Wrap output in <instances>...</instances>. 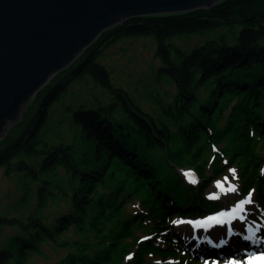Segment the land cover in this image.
Masks as SVG:
<instances>
[{"label":"trees","instance_id":"1","mask_svg":"<svg viewBox=\"0 0 264 264\" xmlns=\"http://www.w3.org/2000/svg\"><path fill=\"white\" fill-rule=\"evenodd\" d=\"M188 34L210 37L190 51L173 42ZM135 36L155 38L156 57L163 62L159 75L176 86L172 102L158 100L167 119L145 112L126 90L115 87L109 70L99 61L116 41ZM86 76L109 89L113 101L75 110L78 142L51 145L41 135L51 107L71 84ZM205 88H210L209 94L201 99L200 90ZM226 117L229 121L223 127L221 120ZM230 133L241 142L236 140L214 152L213 147ZM207 145L212 147L211 164L210 156L204 158ZM159 152H167L175 167L197 168L199 186L183 183L199 200L171 194L167 172L152 158ZM25 157L35 161L30 163ZM225 159L238 166L244 192L256 185L264 196V0H224L212 8L138 16L109 28L37 93L20 123L0 142V168L6 166L8 171L18 170L40 181L37 206L26 221L0 214V226L20 224L24 231L22 237L0 247V264H35L32 256L49 241L71 250L55 264H111L113 253L127 249L121 248L126 238L133 236L136 242L138 229L164 231L174 212L195 215L218 208L219 203L206 200L203 194L214 176L227 171ZM59 169L68 178L56 185ZM125 176L145 189L149 217L120 207L132 199L125 192ZM107 180L118 182L109 193L99 194V185H106ZM66 184L73 190L72 210L47 223L43 210L56 196V187L67 195ZM148 218L154 222L148 223ZM71 228L84 240L63 239ZM171 235L167 233L166 240L174 245L176 239ZM134 243L127 246L132 248ZM172 249L140 242L127 264H144L150 251L169 255Z\"/></svg>","mask_w":264,"mask_h":264},{"label":"rangeland","instance_id":"2","mask_svg":"<svg viewBox=\"0 0 264 264\" xmlns=\"http://www.w3.org/2000/svg\"><path fill=\"white\" fill-rule=\"evenodd\" d=\"M209 37L210 35L188 34L174 38L173 42L183 47L185 50L190 51L196 44H203L207 40L206 38ZM156 50L157 42L152 36L128 37L112 44L99 57V61L109 70L111 80L115 87L126 90L133 98L134 102L145 112L156 118L161 117L163 119H167L163 115V109L158 100L164 104L172 102L177 89L175 84L169 78L161 77L159 75V69L163 66V62L159 57H156ZM209 91L210 88L201 89L199 95L200 98L204 99L209 94ZM34 98L27 104V108L23 111L22 117L17 122L9 125V130L20 123L25 115V112L33 104ZM113 98L114 95L110 92V90L97 85L92 80L91 76H86L83 80L74 82L69 86L68 91L51 107L48 122L42 129L41 135L51 145L58 144L63 141L78 142L76 139L78 129L73 123L74 111L79 108L89 109L109 105L113 101ZM228 121V117L222 119L221 126L225 127ZM170 124L172 129H177L176 125H174L171 121ZM8 132L1 141L6 138ZM236 140L241 142L240 137L236 138L235 134L230 133L227 138L222 141V143L219 145L216 144L215 147H213V151L215 152V150L221 149L226 145L231 146L234 144V141L236 142ZM211 145L206 146V153L204 157L208 158V156H210L209 164L212 163L211 157H213ZM174 146L177 147V145ZM167 154V152L155 153L152 155V158L164 173L167 172L168 180H170V184L168 186L171 194L177 198L183 195V198L189 201H193L195 199L199 200V198H197L192 192L188 191L187 187V184L189 186H195L200 183L201 179L197 168L191 165L183 166L182 168L175 167L174 163L169 160ZM227 156L228 155H226V157ZM25 158L30 163L35 161L29 157ZM18 160L19 159H16L14 162ZM224 161L228 164L227 171L222 175H219V178H217V176L212 178L211 182L208 183L207 190L203 194L204 198L208 199V197L211 196V192L216 190L218 182L223 184L227 183L228 186L231 187L232 191L223 200L218 199L221 201V205H235V203L240 200L245 201L247 204L248 201L252 200L251 205L247 204L242 221L255 222V220H257L260 222V227L264 228V196L260 195L262 193L259 192L256 185L250 187L251 189L249 194L244 193L238 176V166L235 163H228L227 160ZM184 168L188 169L187 172ZM262 168L264 170V165ZM194 171L199 177L197 180H194L192 177V175L195 174ZM186 173L191 175L188 176ZM59 175L60 179L55 177L56 185L57 183L61 184L62 180L67 181L68 178V175L63 169H59ZM180 175L184 178V180L180 178ZM121 177H123V175H121ZM125 177L127 178L128 183L125 188V192L129 193L131 195L129 199H132L124 202L120 207H123L124 211H129L131 214H140L143 212L145 217H149V206L145 203V199L148 197L145 189L140 186L137 188L138 186H136L135 180L132 177ZM183 181L187 184L183 183ZM117 182L107 180L106 185L100 184L98 187V193H109L111 191V187L114 188ZM39 185L40 181L34 180L31 176H26L24 172L12 169L8 171L6 166L0 168L1 216L18 218L26 221L28 216L35 211L37 206V190ZM64 187L67 191V195L56 187V196L49 199L47 206L43 210L47 223H53L57 217L72 210L73 190L67 184ZM134 191H136V193ZM121 200L122 197L120 198V201ZM172 214L176 215H173L170 224H166V230L160 232L159 230L156 231L148 230L147 228H140L136 231V235L138 237L135 243L133 236L126 238V240L123 241V246L121 248H124L125 246L127 249L125 251L123 250L122 253H113V261L111 264H127L129 260L134 257L140 242L147 243L151 241L166 251L172 249L171 246H173L174 249L172 250L174 253L164 255L159 252L150 251V253H147L145 256L144 264H224L227 259L231 258L226 255L216 256L210 255L207 252H200L199 250H203L202 246L197 247V244L195 243L190 246L192 248H197V250L184 246V243L181 241V236L185 233H189L190 230L185 225H175V221L183 217L182 213L174 212ZM147 222L151 224L154 222V219L148 218ZM167 233L173 234L172 236L176 239L174 241V245L167 242ZM174 233L179 235L180 239H178ZM23 235L24 231L20 224L0 226V247L10 244L14 237H22ZM62 238L73 241L79 239L84 240L83 235L78 233L73 228L67 231ZM90 238L91 241H95L92 235ZM16 242H18V240H16ZM130 243H134L132 248H130L132 245L127 246V244ZM237 249L241 248L238 247ZM70 251V249L57 247L50 241L44 242L41 246V252L34 254L31 261L35 264H55L65 257ZM245 251L246 249L243 250V253L238 252L239 255L234 259L245 261L247 253L251 252V249H247V253ZM187 254L190 255L188 256Z\"/></svg>","mask_w":264,"mask_h":264},{"label":"water","instance_id":"3","mask_svg":"<svg viewBox=\"0 0 264 264\" xmlns=\"http://www.w3.org/2000/svg\"><path fill=\"white\" fill-rule=\"evenodd\" d=\"M224 0H0V141L27 104L107 29Z\"/></svg>","mask_w":264,"mask_h":264},{"label":"bare ground","instance_id":"4","mask_svg":"<svg viewBox=\"0 0 264 264\" xmlns=\"http://www.w3.org/2000/svg\"><path fill=\"white\" fill-rule=\"evenodd\" d=\"M217 178H219V175H217ZM216 191V192H215ZM211 192V195H216L218 199L223 200L231 191V187L228 186L227 183L225 184H220L219 182L217 183L216 190ZM249 194V193H248ZM221 201L218 200L217 203H220ZM251 201H248L247 204L251 205ZM246 204V206H247ZM226 206L221 205V209H225ZM176 215V214H174ZM246 222L244 221H238V222H232L231 225L227 224H220L217 223L215 224L214 227H211L210 229H205L199 227V224L196 223L195 225H188L184 224L187 226V228L190 230L189 233H185L183 236H181V241L184 243V246L192 248L190 245H193L194 243L199 246H202L203 250H199L200 252H208V253H222V250H218L219 247H221L224 243L230 242V239H232L237 232H242L243 234H246V230L243 229L242 227L244 226ZM177 226H182L181 221L176 222ZM182 228V227H181ZM184 228V227H183ZM234 232V233H233ZM175 234V233H174ZM175 236L180 239L179 235ZM184 240V241H183ZM262 240H259L257 242V245L261 244ZM258 247V246H256ZM201 248V249H202ZM231 249H236L233 254L231 255L232 261L236 262L237 264H244L242 260H233V258H236L238 256V252L242 253L241 250L237 248L230 247ZM193 250H197V248H192ZM200 249V248H198ZM206 249V250H204ZM241 251V252H240ZM228 262V261H226ZM225 262V264H226ZM228 263H233V262H228Z\"/></svg>","mask_w":264,"mask_h":264},{"label":"snow or ice","instance_id":"5","mask_svg":"<svg viewBox=\"0 0 264 264\" xmlns=\"http://www.w3.org/2000/svg\"><path fill=\"white\" fill-rule=\"evenodd\" d=\"M259 262V264H264V256H260L254 259H250L249 264H256V262Z\"/></svg>","mask_w":264,"mask_h":264}]
</instances>
